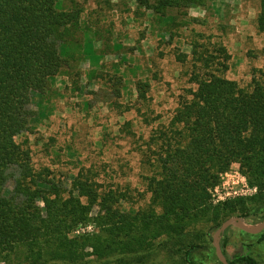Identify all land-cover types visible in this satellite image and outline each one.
I'll list each match as a JSON object with an SVG mask.
<instances>
[{"label":"rangeland","instance_id":"1","mask_svg":"<svg viewBox=\"0 0 264 264\" xmlns=\"http://www.w3.org/2000/svg\"><path fill=\"white\" fill-rule=\"evenodd\" d=\"M76 1L85 15L101 20L99 38L91 49L95 57L80 60L79 41L67 42L65 50L73 57L65 68L70 77L58 74L50 86L47 96L53 100V114L37 125L35 133H28L26 145L34 172L53 177L64 197L78 177L112 198L66 230L61 248L4 251L0 264H175L170 246L182 231H193L209 241L207 234L213 237L220 227L216 225L233 217L257 226L260 222L250 221L254 208L263 205L264 190L250 182L238 162L218 174L209 187L210 213L186 214L164 231L158 230L152 213L175 202L159 194L157 184L149 179L158 177L163 148L170 145L174 152L186 145L178 135L172 142L158 135L170 125L182 102L192 98L191 91L198 87L194 75L220 71L249 88L251 78L264 72L260 0H209L206 6L172 12L169 23L151 11L136 10L133 0H112V5L106 0ZM63 7L72 8L73 3L66 1ZM212 58L224 60L228 68L217 69L213 63L207 67ZM124 82L127 89L122 88ZM184 189L191 188L181 185ZM80 194L77 189L75 196ZM186 197L193 202L204 195ZM81 201L87 204L89 199L85 195ZM101 210L104 216L97 217ZM224 237L229 256L245 253L249 245L251 254L264 261L260 234L230 227L221 241ZM139 252L148 255L144 262ZM205 264L221 263L208 260Z\"/></svg>","mask_w":264,"mask_h":264},{"label":"trees","instance_id":"2","mask_svg":"<svg viewBox=\"0 0 264 264\" xmlns=\"http://www.w3.org/2000/svg\"><path fill=\"white\" fill-rule=\"evenodd\" d=\"M66 1L73 3V7L64 8ZM133 1L136 10L151 11L164 23L173 20L172 12L206 6L209 2ZM260 2L258 27L264 34V0ZM106 3L110 5L112 0ZM99 10L104 11L103 7ZM84 13L85 8L76 0H0V255L16 249L61 248L60 240L66 238V230L87 220L97 204L104 206L112 198L110 193L107 196V192H100L78 177L64 197L62 186L53 177L48 179L43 173L34 172L32 152L26 145L28 133H35L37 125L53 114V100L47 96L50 86L55 84L58 74L63 79L70 77L65 68L73 57L65 50L67 42L79 41L80 60L82 56L95 57L91 49L99 38L101 20ZM210 63L217 69L228 68L221 59H209L206 66ZM193 78L198 87L191 91L192 98L182 102L170 125L163 126L165 129H160L163 131L158 135L171 142L178 135L180 142L186 144L174 152L170 145L162 147L158 177L149 179L157 184L159 194L175 202L152 213L161 231L171 229L186 214L196 217L199 212L210 213L208 189L233 162L240 164L250 182L264 190V72L251 78L249 88L220 71L208 70L205 76ZM126 86L124 82L122 88L127 89ZM141 86L142 83L138 85L140 90ZM192 183H199V187H190ZM185 184L191 188L187 192L181 190ZM77 189L79 197L75 196ZM188 193H203L204 198L188 201ZM85 195L89 199L87 204L81 201ZM263 208L264 202L254 208L250 222L263 220ZM103 212H98L97 217L104 216ZM61 223L65 227H60ZM181 236L173 237L170 246L175 264H205L208 260L221 263L210 234L209 241L193 231H182ZM260 237L264 238V231ZM227 244L224 237L221 246L230 264H264L251 254L249 245L245 246V253L229 256ZM138 255H143L142 262L148 256L140 252Z\"/></svg>","mask_w":264,"mask_h":264},{"label":"water","instance_id":"3","mask_svg":"<svg viewBox=\"0 0 264 264\" xmlns=\"http://www.w3.org/2000/svg\"><path fill=\"white\" fill-rule=\"evenodd\" d=\"M230 227L239 228L242 231L253 235L260 234L264 231V218L257 226L254 227L245 223L239 217L227 219L221 224V226L216 230L215 234L213 235V245L215 247L216 255L222 264H230L221 246V239L223 237V234Z\"/></svg>","mask_w":264,"mask_h":264}]
</instances>
